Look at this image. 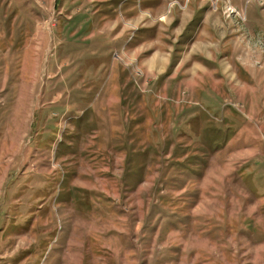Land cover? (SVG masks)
<instances>
[{
  "label": "rangeland",
  "instance_id": "1",
  "mask_svg": "<svg viewBox=\"0 0 264 264\" xmlns=\"http://www.w3.org/2000/svg\"><path fill=\"white\" fill-rule=\"evenodd\" d=\"M0 264H264V0H0Z\"/></svg>",
  "mask_w": 264,
  "mask_h": 264
}]
</instances>
